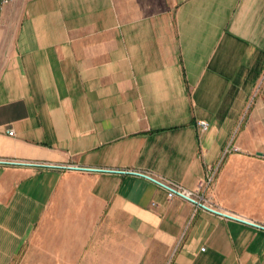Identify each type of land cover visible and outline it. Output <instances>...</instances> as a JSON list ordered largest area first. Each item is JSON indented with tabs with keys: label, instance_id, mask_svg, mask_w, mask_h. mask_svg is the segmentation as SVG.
<instances>
[{
	"label": "crops",
	"instance_id": "obj_1",
	"mask_svg": "<svg viewBox=\"0 0 264 264\" xmlns=\"http://www.w3.org/2000/svg\"><path fill=\"white\" fill-rule=\"evenodd\" d=\"M0 264H264V0L0 7Z\"/></svg>",
	"mask_w": 264,
	"mask_h": 264
},
{
	"label": "built area",
	"instance_id": "obj_2",
	"mask_svg": "<svg viewBox=\"0 0 264 264\" xmlns=\"http://www.w3.org/2000/svg\"><path fill=\"white\" fill-rule=\"evenodd\" d=\"M11 1L12 0H0V7H2L3 5H5ZM197 126L200 129L205 130L208 127V123L206 121L200 120V121H197ZM8 133L11 135L13 133V131L9 130ZM137 173L153 180L159 186L164 188L166 190V193H167V198H169V199H171L173 197H180V198L185 199L188 202H190L195 208L199 207L202 209H206L209 211L220 213L219 211H217L216 209L211 207L209 204H207V201L203 197V195L198 193V191H200L205 186V182H203V181H199L198 185H197V189L195 191H193V190H188V189L184 188L183 186H181L180 184L173 182V181H167L164 179H156L154 177H151V176H149L145 173H141V172H137Z\"/></svg>",
	"mask_w": 264,
	"mask_h": 264
}]
</instances>
